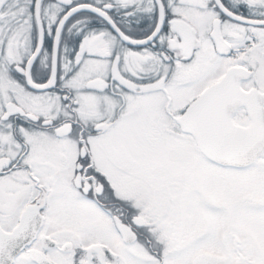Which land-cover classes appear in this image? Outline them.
Segmentation results:
<instances>
[{
    "label": "snow or ice",
    "instance_id": "1",
    "mask_svg": "<svg viewBox=\"0 0 264 264\" xmlns=\"http://www.w3.org/2000/svg\"><path fill=\"white\" fill-rule=\"evenodd\" d=\"M0 264H264V0H0Z\"/></svg>",
    "mask_w": 264,
    "mask_h": 264
}]
</instances>
